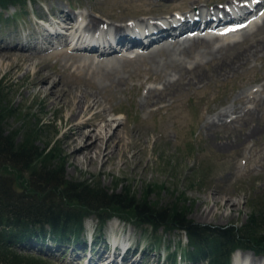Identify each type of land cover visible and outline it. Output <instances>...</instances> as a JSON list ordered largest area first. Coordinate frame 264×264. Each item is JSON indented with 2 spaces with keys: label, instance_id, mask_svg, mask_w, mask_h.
Listing matches in <instances>:
<instances>
[{
  "label": "rangeland",
  "instance_id": "374dc122",
  "mask_svg": "<svg viewBox=\"0 0 264 264\" xmlns=\"http://www.w3.org/2000/svg\"><path fill=\"white\" fill-rule=\"evenodd\" d=\"M193 1L202 7L206 3L220 5L224 2V0H28L21 6L10 5L6 9L0 7V46H9L14 42L33 45L26 50L27 53L30 52V55H26L28 58H14L15 62L7 72L5 63L0 66V97L4 98L2 104H9L12 110L11 115L4 119V126L7 131L16 130L17 140H22L26 126L38 131L36 143L40 146L55 140L61 160L65 162L67 179L82 180L89 177L98 179L107 187H114L115 183L119 182L116 185L117 190L130 187L138 195L144 193L147 183L152 185L158 183L161 184L162 190L150 193L151 200L165 203L175 196H186L187 201L184 205L188 208V214L195 220L211 224L240 225L245 222L253 207H264V52L260 51L259 57L251 56L234 71L225 74H220L222 70L213 73L211 71L207 73L209 78L188 85L182 84V81L192 74V65L200 62L201 68L210 67V63L204 62L210 58V54L206 52L208 48L205 46L188 52L171 50L174 60L181 65L185 64L186 67H178L174 62H168L170 56L166 49L150 52L145 49L134 51L127 48L112 52L111 56L114 59L108 63L102 61L106 59L102 58L104 55L98 56V52L94 51L80 53L78 52L80 49L70 48L62 38L56 36L51 37L56 39L53 40L54 43H48L49 46L42 48L47 44L45 43L47 31L36 20V17L43 15L45 24H48L53 13V17L57 18L60 9H66L78 17L87 14L86 18L84 17L85 21L90 16L109 23H118L130 17L142 21L151 19L154 15H172L175 10H186L192 7L189 2ZM262 25L264 14L250 26L251 29L244 27L241 29L242 32L239 31L233 37H229L231 42L214 51L215 59L212 61L221 58L227 60V57L230 58L249 42L264 37ZM32 35L37 36L36 43L32 41ZM171 41L168 39L164 44L172 46ZM38 65L43 66L45 72L51 73L52 79H56L65 87L69 85L71 95H74V91L79 93L78 89L97 93L100 103L91 111L82 112L74 121L90 116L93 110L104 111V117L115 118L111 125L116 127L120 124L117 130L120 129L119 133L123 134L125 140L139 141L140 160L135 170L132 167L138 160H127L123 163L119 158L112 163L106 162L102 170L101 159L92 160V163L81 160L75 167L73 166V162L67 157L69 149L64 146L62 140L70 125L65 122L70 111L68 107H58V103L48 106L49 100L44 99V91L38 92V86L30 83V77ZM157 96H161V99L155 100ZM88 99L91 100L92 96H88ZM225 108L238 112L239 115L234 121L236 124L224 115L225 122H218L213 129H206L204 125L208 121L211 122L212 118ZM40 119L45 120V123L40 124ZM92 119L95 123L98 122L99 127L103 124L100 116L93 115ZM255 126L258 129L250 133L251 128ZM233 133L241 135L240 143L232 146L219 144L221 138L222 140L229 136L232 138ZM132 154L133 150H127L125 155L130 158ZM5 167L4 164L1 170L8 174L10 169ZM12 176L18 186L23 188L26 185L24 178L27 177V173L21 175L13 172ZM202 210L204 211L200 213ZM96 218L93 211L85 216L84 242L63 245L53 241H45L43 244L29 242L27 248L21 250L40 255L55 264H166L167 247L164 245H169V250L176 248L178 251L182 250L185 244L183 239L185 235L178 230L165 233L159 228L155 233L149 225L140 226L131 217L122 219L118 216H111L105 225L99 228ZM119 242L124 245L120 246ZM54 247L57 249L54 250ZM102 250L107 251L104 252L105 255ZM239 250L240 257L244 252H251L247 256L248 264L251 262L264 264V256L261 254L249 249ZM126 251H130L129 260L122 263L119 259ZM104 256L112 258L108 260L104 259ZM234 260L236 261V255ZM175 264L185 263L176 260Z\"/></svg>",
  "mask_w": 264,
  "mask_h": 264
},
{
  "label": "trees",
  "instance_id": "16d2710c",
  "mask_svg": "<svg viewBox=\"0 0 264 264\" xmlns=\"http://www.w3.org/2000/svg\"><path fill=\"white\" fill-rule=\"evenodd\" d=\"M27 1L0 0V7L21 6ZM3 101L0 97V264H55L19 248L33 241L62 245L84 241L83 221L90 211L95 212L99 228L111 216H118L149 225L155 233L159 228L165 233L183 232L185 244L180 254L165 245L166 264H175L179 256L193 264H230L236 248L264 256V207H253L240 225L203 223L188 214L186 196L165 203L151 200L150 193L162 190L158 183H147L144 193L138 195L130 187L117 190L119 182L107 187L94 178L67 179L55 140L40 146L36 143L38 131L32 127L26 126L22 140L16 139V130H6L4 119L12 110ZM4 164L10 169L8 174L1 170ZM13 172L27 173L23 188L16 184Z\"/></svg>",
  "mask_w": 264,
  "mask_h": 264
},
{
  "label": "bare ground",
  "instance_id": "6f19581e",
  "mask_svg": "<svg viewBox=\"0 0 264 264\" xmlns=\"http://www.w3.org/2000/svg\"><path fill=\"white\" fill-rule=\"evenodd\" d=\"M175 1H177V0H175ZM224 1H225V3L227 5H229L228 6L229 9H234L235 11H237V13L242 14V16L239 17L238 19H241V18H245L246 19L247 16L250 13L253 14V15H251L252 17L250 18V20H254V19L258 18L259 15L258 14H255V13L259 12V10L261 9V6L264 4V0L254 1L253 2L254 8L251 9L249 5L244 4V3H238L237 2V1L240 2V1H244V0H237V1L236 0H224ZM189 3H190V6H192V7L186 9L187 11H184V12L180 11V13H182V15H183V18H182L181 15L179 17H177L176 14H175V12H174V13H172V15H167V14H165V15L164 14L154 15L152 17H153V19L155 21H148L147 20L145 22V27L144 28L148 27L147 24L150 23V24H152L154 26L155 29H159V31H160V35L156 39L154 38V40H152L150 43H144L145 40L143 41V37L142 36L140 38L133 37V38H130V39L127 38V37H124L123 32H127L128 31V28H126L124 26H127L129 24V22L118 23V24H121V25L114 24L112 26L113 27V30H114V32H112V33H114V34H110V35L108 34L109 31H104L103 28L96 29L100 24L107 23V25H109L110 23L106 22L105 20H99V18L98 17H95V16L88 17V19L86 20V23H85L84 27L86 29L96 30V32L95 33H92V34L85 35V38L82 35H80L81 37L79 36L80 37V40L79 41H81L82 43H85L86 45L93 46V47L88 48V49H90V50H92L94 52H98V56L104 55L102 58H106V59L105 60H102V61H105V62L106 61L108 62L109 60L114 59L111 56V53L113 51H117V50L119 51V49H117L116 46H113V43L115 41H116V43L121 42V47H122L120 49L121 51L124 50V49H127V48L140 47V46H141V49H143V50L145 49L146 51H149L150 50V52L151 51H155V50H158L159 51L160 49H166L167 52L169 51L168 52L169 53L168 55L170 56L168 62L169 61L174 62L175 64L178 65V67H186V66H185V64L181 65L180 62H176V60H174L173 53H170L172 49H177V51L179 50V51H182V52L183 51L188 52V51H190L192 49H197L199 46H205L206 48H208L206 50V52H208V54H210V58L208 60L204 61V62L205 63H210V67H208V69L207 68H201L202 65L200 64V62H197V63H195V65H192L193 66L191 68L192 74L190 76H188V77L186 76L185 78H187V79L185 81H182V84H188V85H190L193 82H199V81H203L206 78H209V75L208 74L211 71L213 73V72H217L218 70H219V72L222 70L220 72V74H225V73H229L231 71H234L237 67H239L243 63H246L250 59L251 56L259 57V52L260 51L261 52H264V37H260L258 39L255 37L257 40L254 39L255 41L249 42L246 46L241 47L242 49L238 50L230 58L227 57L226 58L227 60H223L221 58L220 60L212 61L213 58H214V51L220 50L219 48L225 47L226 45H228L229 42H231V40H229V36L231 34L230 31H232L234 29H237L238 27H240L241 25H243L244 22H242L241 20L234 21L235 19H233V18H231L229 20H225V21H217L218 22V25H221L220 28H218V26H217L215 28H212V30H210V31L208 30L207 33L201 32L203 28L210 26L208 23L210 22V19H213V16L212 15H215V19H216V16L218 15V12L219 11H227V8H226V6H222L221 7V5H217V4L213 5V4H207V3L205 4L204 7H202V6H200L201 4L198 5L197 2H195V1L189 2ZM235 7H237V8H235ZM61 13H63V14H61ZM57 14H60L61 15V17L58 19L59 20V23L61 25H63V26H66L67 29H68L67 31H70L71 33L72 32H79V30L74 25L75 22L78 19L77 18L78 17L77 14H74V13L72 14L71 12H69V10H66V9H60L59 13H57ZM262 14H264V13H262ZM86 15L87 14H84L83 15V18L84 17L86 18ZM234 16L235 15L233 14V17ZM160 18H162V19H160ZM179 20H180L179 24H177V25H173L172 24L173 21H175L177 23ZM162 23L167 24L166 26L170 25V27H172L174 29L177 28L180 25H183V26H185L184 29L187 30V31H191L192 29H198L199 26L201 25V23H203L202 24L203 25V28L200 30V32H201L200 34L194 33L193 35L190 34L191 36L180 37V34L181 33H179V34H173V33L168 34V33H165L164 29L162 28V27H164L163 26L164 24H162ZM187 23H189V25H187ZM262 26H264V25H262ZM247 28L251 29L250 27H247ZM258 31H256V32H258ZM55 32H57V31H55ZM145 32H147V31H145ZM158 33L159 32L157 31V34ZM149 34H151V33H149ZM157 34H153V35H157ZM56 36H60V34H56ZM31 37H32L31 38L32 41L34 43H36L37 36L36 35H32ZM96 37L99 40L104 38L103 41H102V43L104 45L103 44L102 45L95 44L94 39L96 40ZM110 37L113 38V39L110 40ZM116 38H118V40ZM67 39H68L67 37L64 38L65 43L68 45L69 44V41H67ZM168 39L172 40L171 43H170V44H172V46L171 45L168 46L169 44L168 45H165L164 44V43H166V41H168ZM225 40L227 42H225ZM14 41H15V39H14ZM30 46H33V45H29V44L22 43V42L21 43L20 42H14L13 44H11L9 46L8 45L0 46V66H2L5 63V70L7 72V70L10 69L11 66H12V64L15 62V59L14 58H16V57L19 58L20 57V58H23L24 59V57H26L25 59H27L28 57L26 55H30L29 54L30 52L27 53L26 50H28V48ZM5 47H9V48L7 49ZM72 48L73 49H76V50L77 49H80V51H78L80 53L81 52L90 53V51H88L86 49H81V48H79L78 46H75V45H73ZM106 49H111V50L110 51H106ZM212 49H215V50H212ZM172 52H173V50H172ZM146 54H148V53H146ZM153 55L155 57V54H153ZM150 56H152V55H150ZM89 57H91V56H89ZM205 57H208V56H205ZM4 59H6V62H4ZM157 59H158V57H157ZM161 59H159V60H161ZM95 60H94V63H95ZM200 60H197V61H200ZM251 60H252V58H251ZM97 61H100V60H97ZM31 62H30V64H31ZM101 65H103V64H101ZM157 65H159V64H157ZM95 66H96V64H95ZM189 67H187V68H189ZM77 68H78V66H77ZM86 70H87V68H86ZM165 70H166V68H165ZM183 70H184V68H183ZM100 71H101V69H100ZM188 71H189V69H188ZM95 72H96V70H95ZM104 73L102 75H104ZM105 77H106V75H105ZM117 77L115 79H117ZM120 79H122V78H120ZM112 81H114V79ZM30 83L33 86H38V92L44 91V93H45L44 99L45 100H47V99L49 100V105L48 106H51L54 103H58V107H60V108L68 107V109L70 111V115L66 118V121L65 122L66 123H70V125L68 126V129L65 131V134H64V137L62 138V140L64 142V146L69 149V153H68V156L67 157L73 162V166L74 167L76 166V163L81 162V160H86V162L92 163V160H100L101 159L102 162H101V165H100V169L102 170L104 168V164H106V162L112 163V162H114L115 159L119 158L120 160H123V163H126L127 160H138V161L135 162V166L132 167L133 170H135V167L138 165V162L140 160V158H139V150L140 149L138 147L139 141L136 142L133 139H127V140H125L123 134L122 133H119V130L120 129L117 130L120 124H118L116 127H114V126L112 127V125H111V121L112 120H115V118L104 117V114H103L104 111L101 112V110H93L91 112V115L90 116H85V117H82V118L74 121L79 116H81L80 114L82 112H84V111H91L96 105H98L100 103L99 98H98V95H97L96 92H86L83 89L76 88V89L80 90V92L78 93V92L74 91V95H71L70 92H69V88L71 89V87L69 85H68V87H65L64 84L59 83L56 79H52L51 73L45 72L44 69H43V66H41V65H38L35 68V70L33 72V75L30 77ZM169 95H171V94H169ZM246 95H247V93H246ZM88 96H92V99L89 100L88 99ZM248 96H250V95H248ZM159 99H161V96H157L155 100H159ZM256 108H257V106H256ZM101 109H102V107H101ZM235 111L236 110L231 109V108H230V110H228L227 108L221 110L220 112H218L215 115V117L212 118L211 122L208 121L207 124L204 125V127L206 129H208V128H212L213 129L216 123H218V122H220V123L225 122V120L223 121V116L224 115H227L226 118H229V121L234 122L236 120V118L238 117V115H239L238 112L236 113ZM228 112H230V113H228ZM252 114L254 115V113H252ZM93 115L94 116H100L103 119V124L100 125V127L97 124L98 122L95 123L93 121V119H92L93 118ZM207 125H208V127H207ZM256 126H255V128H251V130L249 132L250 133H254L255 132V129H258V127H256ZM111 128H112V130H111ZM235 132H237V131H235ZM240 136H241L240 134L237 135L236 133H233V137L232 138L230 136L228 138H226L225 140H222V138H221L219 144L220 145H223V146H226V145L232 146V145H235L236 143L238 144V143L241 142L240 141L241 140L240 139ZM246 137H248V136H246ZM101 143H103V145ZM127 150H133V154L130 156V158H127L126 155H125L126 152H127ZM214 200H216V197H215ZM203 211L204 210H202L200 213H202ZM121 245H124V243H120V246ZM102 252L105 255L104 252H107V251H103L102 250ZM239 252H240V250L238 249V250L235 251V254H234V256L236 255V261H238V264H248V257L247 256H248V254H251V252H246V253L244 252V255L242 257H240V253ZM129 253H130V251H126L122 255V261H121L122 263H124L126 260H129ZM99 254H101V253H99ZM111 255H112V253H111ZM258 258L260 260H262V258H260V257H258ZM104 259H108V256H104ZM89 261H91V260H89ZM250 264H256V263L251 262Z\"/></svg>",
  "mask_w": 264,
  "mask_h": 264
}]
</instances>
